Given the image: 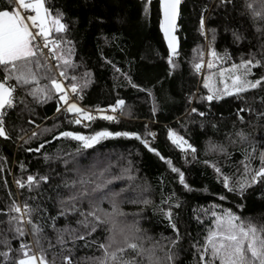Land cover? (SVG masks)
Here are the masks:
<instances>
[{"label":"trees","instance_id":"16d2710c","mask_svg":"<svg viewBox=\"0 0 264 264\" xmlns=\"http://www.w3.org/2000/svg\"><path fill=\"white\" fill-rule=\"evenodd\" d=\"M45 7L67 26L62 35L71 42L76 65L69 76L90 73L87 86L73 96L94 118L77 125L58 97L41 103L29 94L34 85L8 81L15 88L13 106L0 116L7 136L0 137V253L8 255H0V264H15L21 244L32 246L36 254L43 251L48 264H64L65 257L71 264H98L104 254L100 245L112 239L115 249L123 246L125 236L140 253L128 250L125 260L199 264L213 213L228 211L244 223L264 226V180L240 188L245 165L250 170L261 167L264 85L205 99L223 92L220 70L243 61L260 62L249 79L264 77V0H182L179 49L172 64L160 32L157 0H45ZM12 8L16 5L11 0H0V10ZM209 49L222 58L212 69L206 63ZM200 52L204 66L197 72ZM56 63L50 61V67ZM4 75L0 68V82ZM224 75L231 82L230 73ZM118 100L124 101L121 120L102 119L100 111ZM101 131L113 135L90 148L60 135L91 137ZM170 131L196 152L177 149ZM29 175L38 183L19 187L17 181L26 183ZM223 177L229 178L232 190L224 187ZM97 185L103 187L94 191ZM113 199L123 215L106 217L104 213L113 211ZM14 203L31 209L29 218L40 229L39 245L31 224L23 225L25 235L19 236L15 222L9 223L16 215L9 211ZM97 203V215L107 223L85 220L82 213Z\"/></svg>","mask_w":264,"mask_h":264},{"label":"snow or ice","instance_id":"6c2138e0","mask_svg":"<svg viewBox=\"0 0 264 264\" xmlns=\"http://www.w3.org/2000/svg\"><path fill=\"white\" fill-rule=\"evenodd\" d=\"M11 3L16 5V8L9 10H0V68L3 69L5 75L3 81L0 82V114L6 108L13 106V93L15 89L8 84L9 80H15L18 85L27 86L34 85L30 90V95L37 98L41 103L54 97H58V101L65 107L63 108L69 114H74L73 123L79 125L83 120L91 121L94 117L91 113L86 112L77 106L76 103H69L70 93L78 95L89 83L86 77H90V73H85L84 77L78 78L75 75L69 76V70H74L76 65L72 62L71 56L73 49L70 47V41L63 39V33L67 31V26L62 22V17L58 14H53L47 7H45V0H11ZM180 0H161L163 6L164 20L161 24L164 30L165 38L168 40V47L170 50L169 63L172 64V57L177 55L175 37L170 36L169 28H175V19L177 16V6ZM23 9L24 12H21ZM31 12L34 15H25L24 13ZM30 22V23H29ZM203 28V20L201 21ZM32 29H36L35 32ZM44 49H48L47 52ZM208 56L210 59L206 61L207 67L212 69L218 57V54L209 49ZM199 60L194 65L198 72L204 66V53H198ZM50 61H57L55 65L50 67ZM174 66V65H173ZM261 66L259 61L247 60L240 65H233L231 69L220 70V76L223 78L225 71L230 73L232 80V90H229L227 85L223 92L217 90L205 97L208 101L222 98L224 94L239 95L250 89H256L264 85V77L257 80H251L252 69ZM58 73V75H57ZM238 73V74H233ZM83 80V83L77 81ZM47 80L48 84L41 86L40 81ZM71 80V84H66L64 81ZM42 98V99H41ZM60 103H58L57 111H61ZM124 105L123 100H118L110 111L115 113L118 109H122ZM195 111V109H193ZM243 111V109H241ZM202 115V113H201ZM105 120H114L113 115H103L101 117ZM36 135V133H33ZM65 138L82 142L84 148H90L94 143L99 142L100 139L113 135L107 131H101L91 137L75 134L72 132H64L60 134ZM116 135H128L127 133H117ZM169 139L173 144H176L182 151L195 153L196 149L188 144L183 138L173 132H169ZM0 137L6 136L3 121L0 120ZM139 139L140 137H136ZM145 146L148 144L145 141ZM187 145V147H185ZM40 147H43L41 145ZM152 150V149H149ZM39 151V148L36 149ZM195 158V157H193ZM171 164V161H168ZM174 172L179 171L176 168L172 169ZM220 174V169H215ZM245 183H241L240 188L250 186L251 183H256L264 180V153L261 155V167L257 170H250L245 165ZM251 177L248 180V177ZM47 181L46 177L39 178ZM180 181L184 182L183 173H180ZM38 183V179L29 175L27 181H17L19 187L25 186L31 188ZM222 183L224 187L232 190V185L228 177H223ZM102 185H97L94 191L99 190ZM88 193H82L87 195ZM74 199H76L74 197ZM100 199V198H97ZM148 204V200L142 201ZM112 213H104V216L111 217L114 215H123L119 211V206L115 199L112 201ZM11 213H16L10 217L9 223H14V230L19 236L25 235L23 225L31 224L33 235L36 236L35 244L39 245L40 229L31 221V209L24 205L23 207L15 203L9 210ZM101 211L99 204H94L92 209L87 213H82L85 220L88 217L96 223H107V220H102L97 213ZM170 217L171 213H165ZM215 220L213 227L206 237L205 243L202 246L199 256V264H264V226H256L252 223H244L240 218L233 215L231 212L225 211L221 215L213 213ZM91 222V221H89ZM95 227V224H93ZM114 240L110 239L109 243L101 244L103 249V256L98 261V264H137L133 260H125L124 256L128 250L136 252L139 255L138 245L132 242L128 236L124 237L123 246L113 249ZM21 258L15 261V264H48V260L43 251L36 254L32 251V246L28 244H21L20 247ZM0 255L7 256L8 253H0ZM171 260V256H169ZM64 264H71V260L65 257Z\"/></svg>","mask_w":264,"mask_h":264},{"label":"water","instance_id":"95a60500","mask_svg":"<svg viewBox=\"0 0 264 264\" xmlns=\"http://www.w3.org/2000/svg\"><path fill=\"white\" fill-rule=\"evenodd\" d=\"M157 1L159 3V9H160V32H161V34L163 36V40L165 42V45H166L168 51L170 52L169 47H168V40L165 38L164 30L161 27V24H162V22L164 20L163 6L161 4V0H157ZM181 3H182V0H180L179 5L177 6V16H176V19H175V28L174 29L169 28L170 36H174L175 37L176 51H178V49H179V41H178V37L176 35V32H177V27H178V22H179V17H180V7H181Z\"/></svg>","mask_w":264,"mask_h":264},{"label":"built area","instance_id":"2783aa9c","mask_svg":"<svg viewBox=\"0 0 264 264\" xmlns=\"http://www.w3.org/2000/svg\"><path fill=\"white\" fill-rule=\"evenodd\" d=\"M21 12H24L23 9H20ZM25 15H29V14H32L34 15V13H31V12H27V13H24ZM30 23V22H29ZM202 28V27H201ZM204 29V26L203 28ZM33 32L36 31V29H32ZM45 52L48 51V49H44ZM58 75V74H57ZM15 89V88H14ZM69 102H72L74 103L75 102V98L73 96V94L70 93V99H69ZM111 108H106L104 110H101L100 112H102L104 115H113L115 117V120H121V115H120V109H118L115 113L111 112L110 111ZM1 116V115H0ZM0 120H1V117H0ZM175 147L177 149H181L180 147H178L176 144H175Z\"/></svg>","mask_w":264,"mask_h":264},{"label":"rangeland","instance_id":"374dc122","mask_svg":"<svg viewBox=\"0 0 264 264\" xmlns=\"http://www.w3.org/2000/svg\"><path fill=\"white\" fill-rule=\"evenodd\" d=\"M29 2H30V0H29ZM16 7H17V6H16ZM227 76H229V75H224V77L221 78V82H222L221 84H223V87H222V88H224V89H225V86H226V85H227V87L230 86V84L232 85V80H231V79H230L231 82H229L230 84H229L228 81L226 80ZM210 82H211L212 85H213V84L218 85V84H216V83H215L214 81H212V80H211ZM213 86H214V85H213ZM214 87H215V86H214ZM69 103H72V102H69ZM74 103H76V102H74ZM76 104H77V103H76ZM77 106L79 107L78 104H77Z\"/></svg>","mask_w":264,"mask_h":264}]
</instances>
